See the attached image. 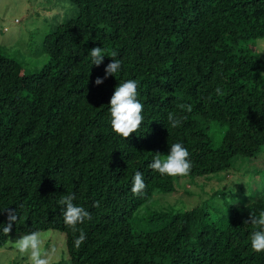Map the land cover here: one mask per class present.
Here are the masks:
<instances>
[{"label": "trees", "instance_id": "1", "mask_svg": "<svg viewBox=\"0 0 264 264\" xmlns=\"http://www.w3.org/2000/svg\"><path fill=\"white\" fill-rule=\"evenodd\" d=\"M68 1L77 12L44 36L49 60L39 69L26 72L0 44V247L59 230L72 264H264L249 239L258 226L248 222L264 212V195L244 203L245 193L225 194L221 205L219 192L202 188L209 196L192 207H159L156 197L179 192L184 180L206 184L229 173L237 157H255L264 145V58L250 45L264 38V0ZM95 46L121 61L100 85L114 58L92 65ZM127 79L138 82L143 120L123 138L108 104ZM169 113L178 127L168 125ZM212 125L222 132L219 146ZM176 142L190 153V171L151 169ZM137 170L145 187L133 193ZM67 194L90 213L75 231L60 212ZM80 229L86 238L76 247Z\"/></svg>", "mask_w": 264, "mask_h": 264}, {"label": "rangeland", "instance_id": "2", "mask_svg": "<svg viewBox=\"0 0 264 264\" xmlns=\"http://www.w3.org/2000/svg\"><path fill=\"white\" fill-rule=\"evenodd\" d=\"M52 6L54 8H51ZM76 12V4L68 0H0L1 47L10 56L20 59L26 72H33L49 60V56L42 50L44 36L55 22ZM250 45L264 58V38L252 40ZM210 135L214 145L219 146L222 140L220 128L212 125ZM185 181L181 182L184 189L179 192L156 196L160 201L158 206L169 204L180 206L186 202L187 206L192 207L209 196L202 188L209 194L219 192L220 197L215 199L221 205L223 201L221 195L226 194L229 197L231 193L236 195L245 193L242 194L240 202H251L255 197V191L264 195V145L257 156L237 157L234 168L229 173L228 171L215 173L207 179L206 184L199 177L189 180L193 183L185 184ZM240 184L248 186V189L241 190ZM187 189L191 194L185 192ZM40 233L45 236L42 258L46 259L47 264H72L68 258L66 237L61 231L47 230ZM18 236L9 238V242L0 247V264H29L27 256L15 248Z\"/></svg>", "mask_w": 264, "mask_h": 264}, {"label": "clouds", "instance_id": "3", "mask_svg": "<svg viewBox=\"0 0 264 264\" xmlns=\"http://www.w3.org/2000/svg\"><path fill=\"white\" fill-rule=\"evenodd\" d=\"M88 55L91 57V64L99 66L103 63L105 57L114 58L104 69V76H98L95 80L96 85H100L109 76L115 75L121 70V61L116 59L115 51L109 52L103 46L90 48ZM138 82L135 79H127L119 82L111 96L108 112L110 115V124L113 132L123 138H127L140 126L143 116V105L137 98ZM219 91V89H217ZM167 123L172 128L178 127L182 121L177 119L174 114L169 113ZM160 153V152H157ZM192 163L188 149L180 142L170 144L168 153L161 157L154 156L149 167L161 175L177 176L186 175L191 169ZM145 183L142 173L137 170L131 179V191L139 193L144 189ZM74 195H64L60 201V212L63 215L64 222L76 230L78 224H82L86 219H90L89 211L82 205L74 203ZM9 225L15 220L12 211H9ZM253 225L258 226L250 233L251 248L255 252H264V212L258 216H250ZM86 238V234L80 229V234L74 239V245L79 247ZM45 239L44 234L39 232H29L21 234L15 240V248L26 255L29 264H47L46 259L42 258V244Z\"/></svg>", "mask_w": 264, "mask_h": 264}]
</instances>
